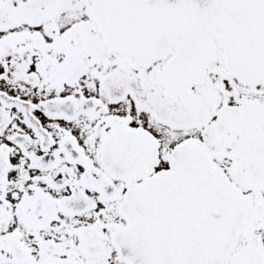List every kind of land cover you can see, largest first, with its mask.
I'll return each mask as SVG.
<instances>
[{"label": "snow or ice", "instance_id": "6c2138e0", "mask_svg": "<svg viewBox=\"0 0 264 264\" xmlns=\"http://www.w3.org/2000/svg\"><path fill=\"white\" fill-rule=\"evenodd\" d=\"M0 264H264V0H0Z\"/></svg>", "mask_w": 264, "mask_h": 264}]
</instances>
